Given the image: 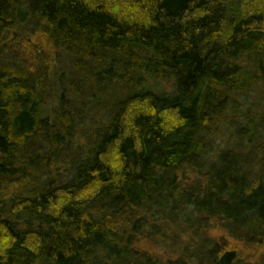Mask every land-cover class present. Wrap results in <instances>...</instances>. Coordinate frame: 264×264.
Segmentation results:
<instances>
[{"label":"trees","instance_id":"16d2710c","mask_svg":"<svg viewBox=\"0 0 264 264\" xmlns=\"http://www.w3.org/2000/svg\"><path fill=\"white\" fill-rule=\"evenodd\" d=\"M256 94L264 0H0V264H264Z\"/></svg>","mask_w":264,"mask_h":264},{"label":"rangeland","instance_id":"374dc122","mask_svg":"<svg viewBox=\"0 0 264 264\" xmlns=\"http://www.w3.org/2000/svg\"><path fill=\"white\" fill-rule=\"evenodd\" d=\"M264 97V95L260 96V94H256L254 95L253 97H251L248 101L251 104V108H252V113H255L257 112L260 108V104H259V100H261L262 98ZM241 107L240 106V110H241ZM246 111V109L242 110V113H244ZM102 109H97V111H95V113L93 114L92 118H93V123L92 124H95L97 123V126L98 128L100 126H102V122L100 121L101 116H102ZM241 113V112H240ZM89 127H93V125H90ZM97 128V129H98ZM94 135V134H93ZM90 139H93V136L90 137ZM220 139V138H219ZM93 141V140H92ZM79 142V141H78ZM162 227V233H166V235L173 239L175 238L176 236L178 238H182L181 240H185L186 241L188 240L185 236H182V232L180 231V228L178 226H172L170 228V230H168L169 228L167 227V225L165 226H161ZM209 237L210 239L212 240L213 238L214 239H220V238H224L225 240L227 239V236H225L221 231L219 232H216V231H212V232H209ZM187 246V245H186ZM141 247V250H146L149 254H151L152 256L156 257L157 260H159L160 262H166V261H177V258L178 257H181V260H182V263L183 264H194L195 262L192 261L189 258H187L185 256L184 253L180 252V250L178 249H173V245L170 244V243H165L164 245H161V246H156V245H153V243H151L150 241H147V242H144L143 245L140 246ZM181 247V246H180Z\"/></svg>","mask_w":264,"mask_h":264}]
</instances>
